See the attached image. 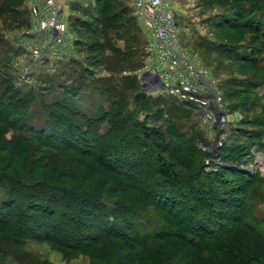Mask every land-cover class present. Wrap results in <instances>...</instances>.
I'll return each instance as SVG.
<instances>
[{
  "label": "rangeland",
  "instance_id": "obj_1",
  "mask_svg": "<svg viewBox=\"0 0 264 264\" xmlns=\"http://www.w3.org/2000/svg\"><path fill=\"white\" fill-rule=\"evenodd\" d=\"M50 1L53 0H0V63L3 61L0 64V73L7 70L11 76L21 77L29 48H23V45L19 44V37L35 29L34 21H39L40 18L37 16L40 13L33 14L34 9L38 11ZM55 1L59 4V21L65 26L64 36L72 50L73 58L59 60L53 71L40 73L36 78V80L39 78V84L29 86L31 84H22L18 79L14 81L16 85L19 82L22 92L27 93L33 90L37 94L42 89L46 93L43 98L39 96L32 108L34 110H30L29 114L32 116L36 113L38 116L47 117L48 110L42 105L50 106L56 99L69 98L68 93L77 86H82V98L78 100L77 105L86 116L91 118L95 116L100 119L102 116L101 111L99 112L100 106L109 113L110 103L102 97L99 90L93 89L96 88L94 82L98 83L104 78L113 77V74L103 67L100 57H95L97 53L93 51L95 41L103 42L106 39L128 55L129 62L126 63L125 69L117 72L114 78L119 85V91L125 94L127 108L123 117L125 116L129 121H127L126 130L130 131L134 138L131 139L129 135L124 139V137L121 138V134L114 138L115 135H113L111 141L114 148H108L100 145L94 138L91 128L85 127L89 133L83 135L79 122L68 121L65 124L62 123L58 131L60 138L70 141L69 146L67 145L68 150L61 152L55 144L44 146L20 143L14 138L15 130L7 128L0 122V128H6L5 132H0V175L34 178L45 186L51 183L68 190L100 193L113 200L136 198L135 204L138 208L141 206L137 215L139 224L146 222L154 224L152 228H163L164 223L160 219L164 218L165 214L157 208L158 206L141 201L143 195L139 191L140 188H144L150 200L159 201L160 196L169 205L170 201L174 202L176 204L174 211L172 208L175 204L172 203L171 207L162 204L169 210L172 209L175 215L184 216L191 209L207 215L209 212V226H213L216 220L215 213L218 210H215V207L218 206L219 210L224 211L223 201L219 203L216 199H212L210 208L208 205L203 207L200 202L194 201L192 186L174 190L164 188L158 178L153 175L152 170H149L151 167L154 168V156L140 155V151L146 147L136 142L135 137H138L139 131L135 129L133 123L140 122L156 126L147 118L149 114L156 111L157 105L152 103L151 108L147 109L143 103L147 98L158 100L156 98L158 95L145 86V78L154 69L156 58L151 52L150 35L135 13L134 0H112L113 7L117 9L111 15L120 16L114 20L115 22L120 20L119 25L116 29H110L107 35L99 32L100 36L93 31L99 29L100 25L87 26L93 22L87 17L89 12L99 15L97 0ZM167 1L174 13L181 48L189 55L194 65L217 84V88L226 100L235 107H241L242 119L235 115L229 116L231 126L245 119V122L240 125V131L231 138L230 142H234L235 138L237 140L240 138L242 143H250L260 138L264 140V16L253 15L248 11L250 0ZM41 18L45 19L46 16ZM107 54L113 56L114 52L108 50ZM90 67L94 72L93 75L87 80H82L81 75ZM124 78H126L125 81H123ZM41 79L45 81L42 82ZM131 81L136 83L135 90L124 88L125 86L122 88L121 84L128 85ZM83 85L86 86L84 89ZM162 99L168 103H175L177 105L175 108L181 109L180 112L176 109L175 112L174 110L166 111V120L162 125L165 133L168 134L171 148L178 157L175 161L176 165L182 172L193 175L195 178L198 174H191V169L195 167L196 170H203L206 160L203 144L208 139L207 134L199 123L195 111L188 108L187 104L175 97L167 96ZM4 102L0 100V106L6 108ZM38 121V118H35L32 121L33 125H38ZM99 128H101V134L109 132L110 123L107 118ZM233 130H236L235 127H232ZM44 139L47 138L44 137ZM51 142L54 140L52 139ZM119 149L127 150L125 156L117 153ZM97 152L103 153V161L111 169L106 171L93 169L99 166L95 164L96 159L93 156ZM253 152L256 155L255 160L248 162L244 159L239 169L247 171L253 167L252 174H259L260 179L264 181V150H258L256 146ZM136 162L137 164H134ZM126 173L127 176L135 174L133 178L136 181H142L141 187L132 189L127 180H124ZM198 177L196 180L202 188L205 183L215 187L216 192L223 190L224 186L218 182L219 179L210 180L204 174ZM30 182L32 183L31 180ZM42 185L39 186L45 188ZM262 187L261 196L264 201V184ZM30 188L28 186L21 191L23 193L17 204L23 207L24 212L33 214L36 208L32 205L35 203L31 202L42 198L43 195L35 193L36 199L30 198L27 193V189L30 190ZM215 191L212 193V198H215ZM17 193L15 194L19 195ZM227 200L231 201V199ZM3 210L6 211V208ZM256 210L263 216L264 202L257 205ZM227 211L233 213L236 209L230 207ZM2 219L0 218V264H111L112 262L115 264H210L212 262L224 264L225 259L234 256H237L235 260L237 264H264V244L257 236L251 235L248 229V235H244L239 241L233 243L208 241L190 246L173 238H164L138 253L136 248L126 246L123 241L114 237L98 250L91 247L86 250H77L62 246L60 244L62 237L59 233L57 236L59 240L33 234L30 229L35 226L33 221L27 225L29 233H24L23 230V233L16 234L8 228L12 223L9 225L4 218ZM38 222L43 228L46 224L51 225L48 221ZM115 226L121 225L118 222ZM87 237L90 238V236ZM96 244L94 246H97Z\"/></svg>",
  "mask_w": 264,
  "mask_h": 264
},
{
  "label": "trees",
  "instance_id": "obj_2",
  "mask_svg": "<svg viewBox=\"0 0 264 264\" xmlns=\"http://www.w3.org/2000/svg\"><path fill=\"white\" fill-rule=\"evenodd\" d=\"M107 1L108 0H97L99 4V11L97 10L99 15H93L89 12L87 17L91 18L93 22L89 24L83 22L89 27L100 25L99 29L93 30L96 32L97 36H100L99 32L103 35H107L110 29H116L119 25L120 20L116 22L114 20L120 16L111 15L117 8L113 7L112 0L110 2ZM249 7L248 11H250L251 14L264 16V0H250ZM108 50L113 51L114 55L109 56L107 54ZM93 51L97 53L95 56L96 58L100 57L103 67L113 74L111 78L100 80L98 82L99 85L94 82L96 88L93 89L99 90L102 97L111 105L109 113L107 112L108 114L103 107L100 106L99 112L101 111L102 113L100 119L95 118V116L93 118L88 117L80 110L77 102L82 98V86L80 87L77 85H75L77 87L72 88V90H70L71 92L68 93V95H70L69 98L63 100L56 99L50 106L42 105L48 110L47 117L38 116L36 113L31 116L29 111L34 110L32 109L35 105L34 103L38 100L39 96H42V98L46 96V93H44L42 89H40L37 94L33 90L27 93L22 92L18 84L19 82H22V84L26 82H24L21 77H13L7 70L0 73V100L2 103L5 101L4 103L6 104V108L0 106V122L7 128L15 130V139L26 145L41 144L46 146L53 144L54 146L55 144L57 149L61 152H65L68 150L67 147L70 141L67 139L65 140V138H60L58 131L61 129L62 123L65 124L68 121L79 122L81 124L79 128L83 131V135L89 133L85 130V127L91 128L94 133V138L98 140L100 145L107 146L108 148H114L113 142L111 141L114 137L113 135H115L114 138H116L118 134H121V138L124 137V139L125 136L128 137L129 135L131 139L134 138L131 136L130 131L128 132L126 130L128 120L125 116V118L123 117L125 109L127 108V101L124 99L125 94L119 91V85L117 84L116 78H114L117 72L125 69L126 63L129 62L128 55L117 49L111 44V41L106 39L103 42H100V40L95 41ZM92 67L95 66L92 65ZM92 67H90L91 70L88 68L87 72L81 75L82 80H87L89 76L93 75L94 72H92ZM17 79L19 81L17 82L19 87L14 82L15 80L17 81ZM125 79L126 78H124L123 81H125ZM38 81H40L39 78L29 86L39 84ZM41 81L44 82L45 80L41 79ZM121 86L122 88L125 86L124 88L130 90L136 89V83L134 81H131L128 85L127 83L124 85L121 84ZM84 87L86 86L83 85V89ZM142 97L144 99V96ZM162 97L166 96L158 95V97H156L158 100L155 101L151 100V98H147L146 100L144 99L147 104L146 102L143 103L144 106H147V109H150L153 104L157 105L158 108L156 111L149 114L147 118L148 121H152L156 126H150L140 122L133 123L135 129L139 131L138 137H135L136 142L138 145H145L146 147V149L139 150L140 155L154 156V168L151 167L149 170H152L153 175L158 178V181L161 182L160 184H162L164 188L174 190L181 187L187 188L192 186L191 189L195 195L194 201L200 202L203 207L208 205L210 208L212 199H216L219 203L223 201L222 209H224V211L219 210L218 206L215 207V210H218L215 213L216 220L213 226H209V212L207 215L204 212L191 209L188 214L184 216H182V214L175 215L171 211L172 209L174 211V208H176L174 202L170 201V203L175 204V206L169 210L164 205L169 204L165 203L160 196L159 201L154 199L150 200L145 194V189L140 188L142 181H136L133 178L135 174L127 176V173L126 176H124V180H127V183H129L128 185H130L132 189L140 188L139 192L143 195H141L143 197L141 201L158 206L157 208L165 214L164 218L162 217V219H160V221L164 223L163 228H152L151 226L154 224H148L146 222H141L139 224L137 215L140 212L139 208L141 206L138 208L135 204L137 203L135 201L136 198H134V200L133 198L113 200L108 197L106 198V196L100 193L93 194L79 192L74 189L68 190L65 187L51 183L45 186L34 178L28 179L26 177L21 178L10 175H0V218H4L9 225L12 223L8 228L16 234L23 233V230L24 233H29L30 230L27 225L33 221L35 226L33 229L32 227L30 228L33 234L37 236L41 235L51 240H59L57 238L59 233L62 237V240H60L62 246L73 247L77 250H86L90 247L98 250L114 237L123 241L126 246L133 249L136 248V251L140 253L152 245V243L164 238H173L187 245L196 246L202 242L208 241L237 242L243 238L244 235H248L249 232L251 235L257 236L264 244V215L258 214L256 210L257 205L264 202L261 196L262 184H264V181L260 179L259 174H251L248 171L239 169V166L244 163V159L248 162H253L255 160L256 155L253 149L256 146H258V150H264L263 138H260V140H253L250 143H242L240 142V138H238V140L235 138L234 142H230L231 138L240 131V125L245 122V119H243L241 123L234 125L233 128L235 127L236 130L232 131L229 139L219 152L223 160V165L217 167L214 171H207L205 160L202 171L196 170L195 167L191 169V174H198V176L204 174L210 180L213 178L219 179L220 181L218 182L224 186L222 187L223 190L216 192L215 187L206 185L205 183L202 188L196 180L199 178L197 175L195 178L193 175H187L176 165L175 161L178 157L173 148H171L168 134L165 133L162 123L166 120V111L173 112L174 110L175 112L176 109L180 112L181 109L175 108L177 107L175 103H168L162 99ZM229 104L233 112H242L241 107H235L230 102ZM187 106L193 110L191 106ZM35 118L39 120L38 125H33L32 123ZM106 118L110 123V130L107 134H101V128L99 127ZM5 131L6 128H0V132ZM44 137L47 139H44ZM52 139L54 142H51ZM130 144L132 145V143ZM126 152V149L117 150V153L122 156H125ZM203 153L206 159L211 156L208 151H203ZM93 156L96 159L95 164L99 165V168L95 166L93 169L97 171L111 169L107 163H104L102 152H97L93 154ZM134 164H137V162ZM144 168L147 169V167ZM192 180L196 182L193 183ZM28 183H31V185H28ZM197 183L198 185H196ZM39 185L45 186V188ZM28 186L31 187L30 190L27 189L30 198L35 200V193L43 195L42 198L31 202L35 203L32 205L36 208L33 214L24 212L23 207L17 204L23 193L21 191H24L23 189H26ZM233 189L234 191H232ZM214 191L216 192L215 198H212V193ZM223 191L225 192L223 193ZM227 199H231V201ZM170 205L169 207H171ZM230 207L232 209L235 208L236 211L233 213L227 211ZM5 208L6 211L3 210ZM181 212L183 213L184 211L182 210ZM38 221H48L51 225L46 224L43 228ZM118 222L121 226L116 227L115 225ZM247 229L250 231L247 232ZM33 234L32 236H34ZM87 236H90V238ZM97 242L98 244H96ZM95 244L97 246H94ZM236 259L237 256L227 258L224 264H237V261H235ZM111 264L115 263L112 262ZM210 264H213V262Z\"/></svg>",
  "mask_w": 264,
  "mask_h": 264
},
{
  "label": "built area",
  "instance_id": "obj_3",
  "mask_svg": "<svg viewBox=\"0 0 264 264\" xmlns=\"http://www.w3.org/2000/svg\"><path fill=\"white\" fill-rule=\"evenodd\" d=\"M58 5L53 0L38 11L34 9L33 14L40 13L39 21H34L35 29L19 37L29 48L21 74L26 83H34L40 73L53 71L59 60L73 58L65 40V26L59 21ZM134 7L137 18L150 35L151 52L156 58L145 86L157 95L175 97L193 108L208 138L203 144V149L211 154L206 159V168L214 171L223 165L219 152L232 133L229 116L242 119L241 113L232 111L217 84L194 65L179 45L174 13L167 0H134ZM252 168L245 169L252 174Z\"/></svg>",
  "mask_w": 264,
  "mask_h": 264
},
{
  "label": "crops",
  "instance_id": "obj_4",
  "mask_svg": "<svg viewBox=\"0 0 264 264\" xmlns=\"http://www.w3.org/2000/svg\"><path fill=\"white\" fill-rule=\"evenodd\" d=\"M21 43V45H23L22 44V41H20V39H19V44ZM23 48H27L26 46L24 47V45L22 46ZM28 50V49H27Z\"/></svg>",
  "mask_w": 264,
  "mask_h": 264
},
{
  "label": "water",
  "instance_id": "obj_5",
  "mask_svg": "<svg viewBox=\"0 0 264 264\" xmlns=\"http://www.w3.org/2000/svg\"><path fill=\"white\" fill-rule=\"evenodd\" d=\"M148 75H149V74H147V76H148ZM147 76H146V78H147ZM146 78H145V79H146Z\"/></svg>",
  "mask_w": 264,
  "mask_h": 264
}]
</instances>
